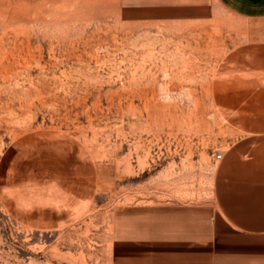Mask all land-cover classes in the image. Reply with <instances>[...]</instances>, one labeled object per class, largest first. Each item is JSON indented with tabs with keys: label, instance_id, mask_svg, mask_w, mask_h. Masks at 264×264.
I'll use <instances>...</instances> for the list:
<instances>
[{
	"label": "rangeland",
	"instance_id": "rangeland-1",
	"mask_svg": "<svg viewBox=\"0 0 264 264\" xmlns=\"http://www.w3.org/2000/svg\"><path fill=\"white\" fill-rule=\"evenodd\" d=\"M245 29L217 0H0V264H119L121 203L212 202Z\"/></svg>",
	"mask_w": 264,
	"mask_h": 264
},
{
	"label": "crops",
	"instance_id": "crops-1",
	"mask_svg": "<svg viewBox=\"0 0 264 264\" xmlns=\"http://www.w3.org/2000/svg\"><path fill=\"white\" fill-rule=\"evenodd\" d=\"M217 2L245 23L253 55L233 58L230 94H222L232 97L222 106L235 136L216 169L214 200L121 203L119 264H264V0Z\"/></svg>",
	"mask_w": 264,
	"mask_h": 264
},
{
	"label": "built area",
	"instance_id": "built-area-1",
	"mask_svg": "<svg viewBox=\"0 0 264 264\" xmlns=\"http://www.w3.org/2000/svg\"><path fill=\"white\" fill-rule=\"evenodd\" d=\"M217 158H219V155H217Z\"/></svg>",
	"mask_w": 264,
	"mask_h": 264
}]
</instances>
